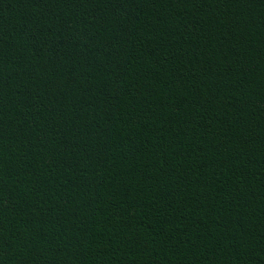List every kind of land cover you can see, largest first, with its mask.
Segmentation results:
<instances>
[{"label": "trees", "instance_id": "16d2710c", "mask_svg": "<svg viewBox=\"0 0 264 264\" xmlns=\"http://www.w3.org/2000/svg\"><path fill=\"white\" fill-rule=\"evenodd\" d=\"M0 264H264V0H0Z\"/></svg>", "mask_w": 264, "mask_h": 264}]
</instances>
